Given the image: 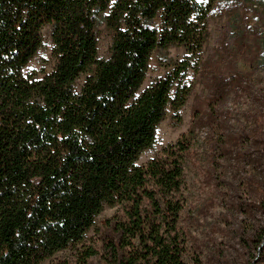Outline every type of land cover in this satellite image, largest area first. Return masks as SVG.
<instances>
[{
  "label": "trees",
  "instance_id": "16d2710c",
  "mask_svg": "<svg viewBox=\"0 0 264 264\" xmlns=\"http://www.w3.org/2000/svg\"><path fill=\"white\" fill-rule=\"evenodd\" d=\"M220 3L0 0V264H42L77 247L110 207L121 215L97 229L99 250L84 249L81 264H186L180 219L187 141L145 165L138 161L154 148L168 111L179 115L192 90L190 71L208 80L209 121L234 88L261 105L251 131L238 136L260 149L264 162V85L250 94L251 81L226 76L222 64L248 46L237 16L233 45L221 43L220 58L203 59L209 16ZM101 27L111 36L105 58L97 52ZM45 29L53 65L39 76L26 68L44 47ZM170 47L183 56H160L167 72L143 87L153 52ZM258 47L253 65L264 74V40ZM249 195L253 203L241 211L264 215V175ZM256 243L263 264L264 231L239 238L244 249Z\"/></svg>",
  "mask_w": 264,
  "mask_h": 264
},
{
  "label": "rangeland",
  "instance_id": "374dc122",
  "mask_svg": "<svg viewBox=\"0 0 264 264\" xmlns=\"http://www.w3.org/2000/svg\"><path fill=\"white\" fill-rule=\"evenodd\" d=\"M220 2L209 16V37L203 47V59L213 56L215 59L220 58L221 50L217 47L221 43L227 48L233 45L231 19L237 16L245 26L248 46L242 55L224 61L223 69L226 76L242 75L251 81L249 93L254 92L259 85H264L262 70H257L253 65L261 52L259 41L264 40V0ZM154 24L159 27V19ZM98 37L97 52L99 57L105 58L109 53L111 36L101 27ZM43 38V49L26 68L39 76L43 72H50L53 65L47 29L43 31ZM183 54L184 50L175 47L168 48L163 54L154 51L143 87L167 72L159 64L160 56L165 61H175ZM187 77L192 84L187 101L178 116L168 111L166 119L158 126L154 148L139 156L138 165H145L154 157L162 158L170 146L178 141H187L188 150L183 159L185 205L180 219L181 229L188 235L185 263L261 264V244H251L244 249L239 244V238L243 233L250 236L255 230L264 231L263 214L255 212L252 217L240 209L242 205L244 207L249 202L253 203L249 194L253 195L257 191V185L264 175V162L260 156L261 150L241 141L238 135L241 130L251 131L254 126L253 115L259 114L262 107L255 104L247 92L239 94L234 88L226 100L211 108L216 118L209 121L205 111L211 96L208 80L191 71ZM257 136L262 137L259 132ZM116 215H121L118 207L105 208L96 217L95 226L85 234L80 245L58 252L42 264H81L84 249L99 250L95 236L97 229ZM86 264L99 262L93 258Z\"/></svg>",
  "mask_w": 264,
  "mask_h": 264
}]
</instances>
